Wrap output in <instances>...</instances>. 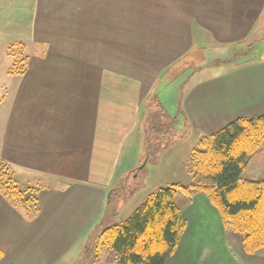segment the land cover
<instances>
[{"label":"crops","instance_id":"crops-1","mask_svg":"<svg viewBox=\"0 0 264 264\" xmlns=\"http://www.w3.org/2000/svg\"><path fill=\"white\" fill-rule=\"evenodd\" d=\"M263 18L264 0H0V50L23 43L50 58H31L36 76L0 122V161L21 189L37 190L39 205L29 219L0 192V264H92L93 241L130 217L124 193L139 186L151 152L143 126L163 108L147 100L158 80L203 37L241 44L261 35ZM246 56L188 81L176 113L185 139L198 145L264 115V58ZM49 70L67 76H38ZM252 162L264 170V154ZM176 202L186 229L166 264H264V249L247 254L205 195L179 193Z\"/></svg>","mask_w":264,"mask_h":264},{"label":"trees","instance_id":"trees-1","mask_svg":"<svg viewBox=\"0 0 264 264\" xmlns=\"http://www.w3.org/2000/svg\"><path fill=\"white\" fill-rule=\"evenodd\" d=\"M158 118L152 113L147 123L152 134L162 126L164 119ZM163 129L162 133L169 127ZM262 154L264 115L238 120L201 139L191 154V185H173L150 195L122 225L103 230L95 239L97 248L114 253L118 264H166L186 229L176 202L182 193L205 195L225 228L243 237L247 254L259 253L264 249V181L248 180L245 173L252 159ZM0 166L11 171L3 161ZM10 173L11 182L2 183L1 194L26 218L35 217L37 190L21 189Z\"/></svg>","mask_w":264,"mask_h":264},{"label":"rangeland","instance_id":"rangeland-1","mask_svg":"<svg viewBox=\"0 0 264 264\" xmlns=\"http://www.w3.org/2000/svg\"><path fill=\"white\" fill-rule=\"evenodd\" d=\"M206 38L208 37H203V40L195 44L193 50L189 52L178 65L172 67L169 72L158 80L157 84H159V86L157 88L154 87L152 96H149L147 99L149 100V104H152L154 100H159L161 102L163 105V108H161L162 111L154 112L153 110V113L159 115V121L160 118L164 120L162 126L158 129L156 128L153 134L152 128L147 124L152 113L147 117V122L143 126L144 137L147 138L146 147L149 151L151 150V152L149 156L148 154L145 155L140 165V168H143L141 180H134V183L139 182V186H137V184H130L127 193H124L127 197H131L126 211V214L128 213L127 217H131L135 210L144 204L148 196L156 193L158 190L173 185H182L186 187L192 183L190 159L192 150L197 148L198 145H196L195 139L191 141L185 139L186 132L184 128L180 127V125H184L182 117L176 114L178 112V98H180L183 88L187 85L191 77L202 71L205 72L203 76L200 77L220 74L222 70H229L230 67H234L238 63L243 62L247 57L246 55L249 56L252 54V56L257 58V61L264 58V28L261 35H257L256 31H254L253 34L247 38V41L237 45H215L214 41L209 42ZM254 44L255 46L253 47ZM30 49L31 47L29 45L23 43H10L5 46V51L0 50V122L7 120L9 117L8 115L12 113L15 101H19V91L21 89L24 91V89L29 87V82L31 80H29L28 77L36 76L35 69L29 70L31 58H37L39 60L50 59L48 51V53L42 51L40 47H37L36 51H30ZM89 54L94 55L95 52L92 51ZM59 55L63 57L65 53H59ZM250 59L251 57L249 56V60ZM38 76L42 78L48 77L49 79L54 76L67 75L63 73L54 74L49 70V74L39 72ZM158 123L155 127L159 125ZM175 123L177 131L175 136L171 137L173 134L171 126ZM1 125L2 124H0V127ZM167 126L169 130L162 133L164 130L163 127L167 128ZM156 152L161 153L160 155H156ZM256 162L258 163V161ZM256 162H252L249 168L256 170L251 173L247 172L248 177L246 176V179L251 180L249 178H252L257 181L264 176L262 164L254 167ZM10 172L11 171L5 169L4 166H0V187L2 183L6 184L7 182H11ZM132 181L133 180L130 182ZM119 198L121 197H117L116 199ZM109 211H113V208ZM90 250L91 258L89 261L92 259V264H118L117 257L114 253H111L105 248H97V240L93 241ZM85 260L84 258L81 259L79 264H85Z\"/></svg>","mask_w":264,"mask_h":264}]
</instances>
